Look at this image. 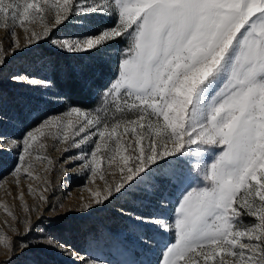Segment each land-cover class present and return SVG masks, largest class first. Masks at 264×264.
Segmentation results:
<instances>
[{
  "label": "snow or ice",
  "instance_id": "1",
  "mask_svg": "<svg viewBox=\"0 0 264 264\" xmlns=\"http://www.w3.org/2000/svg\"><path fill=\"white\" fill-rule=\"evenodd\" d=\"M74 15L111 24L97 34L54 38ZM0 19L11 38L7 47L0 42V72L18 53L42 43L75 55L127 41L94 110L70 107L11 140L5 150L17 153L10 172L17 186L40 179L30 158L37 144L47 147L40 140L47 135L52 147L77 150L67 163L78 164L93 183L104 182L102 191L89 189L86 212L150 177L160 213L132 219L143 229L139 241L145 246L153 232L174 233L160 264H264V0H0ZM37 21L40 32L28 27ZM16 27L26 34L23 43ZM26 80L41 83L11 75L13 83ZM104 162L118 181L109 183ZM43 183L49 191L47 178ZM169 186L179 192L175 204ZM28 191L36 190L29 184ZM44 192L37 197L42 204ZM7 215L22 223L11 211ZM23 223V236L18 228L0 233L7 249L0 264H12L18 239L38 226L30 218ZM44 246L71 264H100L50 235ZM31 247L23 244L21 251Z\"/></svg>",
  "mask_w": 264,
  "mask_h": 264
},
{
  "label": "rangeland",
  "instance_id": "2",
  "mask_svg": "<svg viewBox=\"0 0 264 264\" xmlns=\"http://www.w3.org/2000/svg\"><path fill=\"white\" fill-rule=\"evenodd\" d=\"M51 2L54 3V0ZM110 24L111 20L102 17L82 18L74 15L60 27L54 38H75L84 34H97L100 29ZM28 27L37 32L42 31L39 21ZM15 31L23 43L26 34L20 27H16ZM10 39L4 21L0 19V42L7 47ZM124 42L126 45L127 41ZM45 49L53 50L50 44L42 43L38 47L33 46L18 53L0 72V138L5 140V143L0 145V233L12 235V229L18 228L23 236L25 220L30 218L33 223H38L30 235L22 240L18 239L16 256L12 264H71L68 257L44 246L47 235L66 242L68 246L79 250L81 256L97 259L100 264H160L165 246L174 242V233L153 232L152 242L145 246L139 241L143 229L132 219V215L160 213L150 177H145L142 182L134 184L126 192L115 194L114 198L105 204L96 205L86 212L83 206L92 199L89 189L102 191L105 188L104 182L97 178L93 183L90 174L78 171V164L67 163L69 156L79 154L77 150L71 149L65 153L63 144L52 147L55 142L47 135L40 138L47 147L41 150L37 144L30 158L33 170L40 179H24L17 186L10 176L11 170L17 163L16 151L5 150L11 145V140L19 141L24 133L36 128L46 117L61 115L68 108L73 107L64 106L56 110L49 107L48 111L44 108V102L61 100L52 90L48 80L51 63ZM120 51L121 49H114L109 45L92 53L77 55L81 64L88 69L95 67L94 62L107 65L112 72L109 83L114 78L115 61ZM76 70L78 72L79 67H76ZM17 72L22 76L35 78L41 83L31 84L27 80L13 83L11 75ZM78 74L86 79V75ZM43 157L55 163L49 165ZM206 162L211 161L208 159ZM46 168L51 170L47 171ZM102 168L109 183L119 180L118 174L113 177L107 173L106 162L102 164ZM45 178L50 182L47 192H44ZM29 184L36 190L34 194H29ZM21 192L22 200L19 198ZM41 192L48 197L47 203L42 204L38 200L37 197ZM166 192L171 204H175L179 192L170 186L167 187ZM5 209L11 211L22 223L16 224L13 218L7 215ZM30 209L32 211L29 217ZM41 213L42 218L37 221ZM164 215L168 216L170 213L165 212ZM243 220L245 223L252 222V218L247 216ZM23 244L32 247L22 252ZM6 253L7 249L0 245V260L7 259Z\"/></svg>",
  "mask_w": 264,
  "mask_h": 264
},
{
  "label": "trees",
  "instance_id": "3",
  "mask_svg": "<svg viewBox=\"0 0 264 264\" xmlns=\"http://www.w3.org/2000/svg\"><path fill=\"white\" fill-rule=\"evenodd\" d=\"M111 46L114 49H123L126 45L124 41H121L111 44ZM44 51L49 55L51 63L48 80L52 90L61 99L56 102H44L45 110L48 111L49 107L56 110L64 106L95 109L102 89L112 78V72L107 68V65L94 62L95 67L88 69L81 64L77 54H57L50 49ZM76 67H79L78 72ZM78 73L86 75L87 80L80 77Z\"/></svg>",
  "mask_w": 264,
  "mask_h": 264
}]
</instances>
